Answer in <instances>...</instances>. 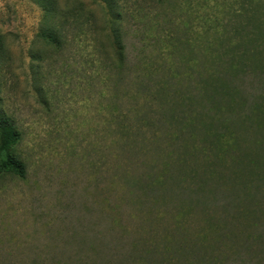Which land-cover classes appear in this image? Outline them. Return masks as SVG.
Wrapping results in <instances>:
<instances>
[{"label": "rangeland", "instance_id": "374dc122", "mask_svg": "<svg viewBox=\"0 0 264 264\" xmlns=\"http://www.w3.org/2000/svg\"><path fill=\"white\" fill-rule=\"evenodd\" d=\"M58 1L71 6L78 0ZM83 1L93 9L96 26L106 29L108 10L101 0ZM118 2L124 10L135 6V0ZM144 2L153 4L156 21L143 32L138 17L125 19L131 63L151 60L158 67L172 59L184 70L194 50L204 54L205 31L264 26V0ZM42 16L35 0H0V64L7 61L15 72L6 73L1 94L22 130L13 150L27 168L23 177L0 173V264H264V169L248 177L252 191L244 188L239 194L197 189L193 181L209 157L204 153L164 171L156 152L167 137L156 132L168 124L155 109L141 114L133 109L129 95L137 70L114 69L106 55L100 74L97 56L105 50L93 54L77 40L47 61H33L30 55L43 49V56L49 54L36 38ZM81 21L84 31L93 29L92 21ZM164 31L184 41L176 53L163 39ZM82 37L88 45L94 35ZM104 48L113 52L107 39ZM63 60L71 71L62 72ZM32 62L40 64V72ZM159 70L163 78L168 74ZM142 90L152 92L154 103L163 98L158 86ZM125 123L131 136L114 143L119 147L113 155L119 158L112 159L110 132ZM121 132L116 138L124 140ZM146 159L157 165L143 168Z\"/></svg>", "mask_w": 264, "mask_h": 264}, {"label": "trees", "instance_id": "16d2710c", "mask_svg": "<svg viewBox=\"0 0 264 264\" xmlns=\"http://www.w3.org/2000/svg\"><path fill=\"white\" fill-rule=\"evenodd\" d=\"M35 1L43 10L36 38L43 41L49 54L43 56V49L38 54L30 55L33 61H47L51 53L63 51L74 40L83 50L90 46L93 54L104 49L103 57H100L101 54L97 56L99 73L107 66L106 55L112 57L110 65L114 69H136L137 72L132 75L134 93L129 95L133 98V109L139 114L155 109L154 112L159 113L164 123L168 124L166 130L156 132V137H163L164 133L167 137V140H159L157 150L160 151L156 152L157 160L161 159L164 165V171H169L177 160L180 164L191 163L195 161L194 157L204 153L209 156L207 164H204L203 174L199 172L197 180L193 181L195 184L197 182L198 190L208 187L213 194L218 188H224L230 194L242 193L244 188L252 191V183L247 182L248 177L255 170L259 172L264 169V26L224 27L205 31L202 38L204 54L194 50V56L184 61L185 69L178 70L172 59L158 67L151 60L140 64L127 61L129 58L125 39L129 33L124 21H129V17L132 20L138 17L143 32L144 29L152 28L156 19L151 3L147 7L144 0H135L134 8L124 10L119 0H101V5L108 10L103 20L106 30L104 26L101 29L96 26L93 9L87 7L83 0L71 6H61L58 0ZM83 17L86 18L85 23L93 22V29L87 32H92L94 37H91L92 42L88 45L82 37L83 33H87L81 27L84 25L81 21ZM74 30L81 31L73 33ZM163 34V39L168 41V46L176 53L184 41L179 37L174 38L170 32L164 31ZM106 39L113 49L112 53L104 48ZM3 46L0 36V47ZM6 62L0 64V173L12 172L23 177L27 171L26 164L13 150L22 138V130L6 106L5 95L1 94L6 85V73L15 75ZM31 67L35 68V73L40 72V64L32 62ZM160 67L168 73L164 78ZM61 68L62 72L71 71L70 62L63 60ZM159 74L161 77L157 78ZM245 77H249V81ZM154 85L164 92L159 103L153 102L152 92L142 90L147 86L151 91ZM141 98L144 102L137 104V99ZM110 105L113 110L115 103ZM118 127L110 132L112 159L119 158L113 155V151L119 147L114 143H122L131 136L126 123ZM119 132L125 137L124 140L116 138ZM164 144L165 147H162ZM140 164L143 168L157 165L149 159L141 160ZM259 187L262 188L261 185ZM225 226L222 224L226 229Z\"/></svg>", "mask_w": 264, "mask_h": 264}]
</instances>
